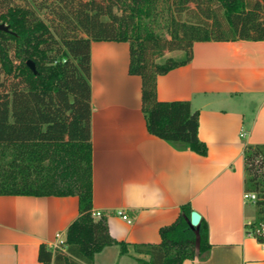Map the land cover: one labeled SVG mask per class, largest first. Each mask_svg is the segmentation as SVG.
<instances>
[{
	"label": "trees",
	"instance_id": "obj_1",
	"mask_svg": "<svg viewBox=\"0 0 264 264\" xmlns=\"http://www.w3.org/2000/svg\"><path fill=\"white\" fill-rule=\"evenodd\" d=\"M32 1L38 10L49 8L56 24H47L29 0H0V23L9 27L0 30V196L79 200L65 246L52 251L42 244L39 262L94 264L109 246H119L120 255L131 248L142 264L204 260L211 248L208 227L202 220L191 227L189 205L160 230L158 244L118 242L107 218L94 216L90 46L128 43L129 74L142 81L148 132L205 156L198 111L189 101H159L158 78L189 64L196 42L264 41V0ZM183 15L189 20H181ZM175 51L184 57H165ZM244 164L245 193L257 197L246 233L264 245V146L247 145Z\"/></svg>",
	"mask_w": 264,
	"mask_h": 264
},
{
	"label": "crops",
	"instance_id": "obj_2",
	"mask_svg": "<svg viewBox=\"0 0 264 264\" xmlns=\"http://www.w3.org/2000/svg\"><path fill=\"white\" fill-rule=\"evenodd\" d=\"M90 56L93 212L107 218L111 236L158 244L160 230L189 205L207 225L211 248L204 260L183 264H264V245L246 233L256 208L244 200V149L264 146V41L196 42L189 64L158 78L159 101H189L198 111L205 156L148 132L128 43L93 41ZM78 216L76 196H0V264H41L40 246L66 236ZM113 262L142 264L119 246L94 259Z\"/></svg>",
	"mask_w": 264,
	"mask_h": 264
},
{
	"label": "rangeland",
	"instance_id": "obj_3",
	"mask_svg": "<svg viewBox=\"0 0 264 264\" xmlns=\"http://www.w3.org/2000/svg\"><path fill=\"white\" fill-rule=\"evenodd\" d=\"M30 1V3L35 7V8H37V6H36V4L32 1V0H29ZM17 4H21V2L20 1H17L16 2ZM3 10V8L1 7L0 8V12ZM37 11H38V13H39V15L41 16V18L47 23V24H49V25H52V24H56V22H57V20H56V17H55V15L54 14H52V12H51V10L49 9V8H46V9H44V10H38V8H37ZM189 16H186V15H183L182 17H180V19L181 20H183V21H185V20H189ZM166 21L164 20L163 22H162V25H164V23H165ZM165 36H166V38H170V36H169V33H167L166 31H165V34H164ZM165 57H172V58H174V59H182L183 57H184V53L183 52H180V51H175V52H166L165 53ZM102 257H104L103 255L102 256H100L99 257V259L100 258H102ZM117 259V258H116ZM111 262H112V260H111ZM110 261H108V263H111ZM113 264H115V262H113Z\"/></svg>",
	"mask_w": 264,
	"mask_h": 264
},
{
	"label": "built area",
	"instance_id": "obj_4",
	"mask_svg": "<svg viewBox=\"0 0 264 264\" xmlns=\"http://www.w3.org/2000/svg\"><path fill=\"white\" fill-rule=\"evenodd\" d=\"M256 199H257L256 194L244 193V200L246 202L252 203L255 205ZM93 214L95 217H101L100 212H95ZM119 214L124 220L128 221V223H131V221L128 219L127 215L123 211H121ZM65 244H66V236H64L62 233H58L56 236V241L52 243L49 247L52 251H56V250L62 249L65 246Z\"/></svg>",
	"mask_w": 264,
	"mask_h": 264
},
{
	"label": "water",
	"instance_id": "obj_5",
	"mask_svg": "<svg viewBox=\"0 0 264 264\" xmlns=\"http://www.w3.org/2000/svg\"><path fill=\"white\" fill-rule=\"evenodd\" d=\"M0 30L2 31H9V27L3 23H0ZM28 67L33 71L36 72V67L35 64L32 61H28ZM190 225L192 228H196L200 225L201 223V215L196 212L192 211L189 219Z\"/></svg>",
	"mask_w": 264,
	"mask_h": 264
}]
</instances>
